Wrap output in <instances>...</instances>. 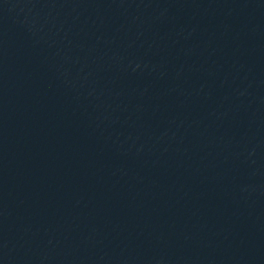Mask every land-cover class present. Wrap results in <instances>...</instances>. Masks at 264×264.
<instances>
[{
    "label": "water",
    "instance_id": "water-1",
    "mask_svg": "<svg viewBox=\"0 0 264 264\" xmlns=\"http://www.w3.org/2000/svg\"><path fill=\"white\" fill-rule=\"evenodd\" d=\"M0 264H264V0H0Z\"/></svg>",
    "mask_w": 264,
    "mask_h": 264
}]
</instances>
